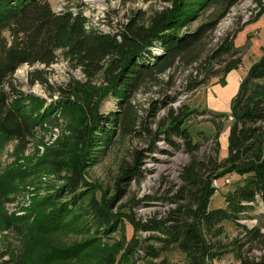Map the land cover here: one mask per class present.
Wrapping results in <instances>:
<instances>
[{
	"label": "rangeland",
	"instance_id": "rangeland-1",
	"mask_svg": "<svg viewBox=\"0 0 264 264\" xmlns=\"http://www.w3.org/2000/svg\"><path fill=\"white\" fill-rule=\"evenodd\" d=\"M48 2L53 12L66 9L79 13L88 19L91 28L109 35L114 33L115 27L124 25L134 14H143L142 24L147 27L156 11L168 8L159 0ZM246 2L247 0H238L230 8L224 7V3L219 0H213L200 10L197 18L178 31L179 35L192 34L201 25L215 21L214 27L192 52V57H196L194 61L189 56L185 57L171 70L159 74L156 81H146L135 91L131 104L134 106L133 131L122 132L119 125L106 146H93L103 150L92 165L86 167L80 162L83 145L76 139V135L86 124L83 106L53 107L54 118L49 122L37 121L23 145L15 139L3 142L4 145L0 147V264H124L121 254L126 239L132 236H163L156 229H133L128 217L148 223L150 219H162L165 211L176 206L172 198L177 185L181 184L179 170L188 163L190 154H186L185 146L177 135L170 136L166 131L170 126V112L173 115H178L180 111L187 114L183 128L189 131L193 142L200 145V149L194 154L196 158L202 159L213 148L211 139L216 131L217 157L223 158L225 155L226 134L230 123L229 100L237 90L227 101L228 106L221 112H215L222 116H212L214 113L209 109L214 108L209 103L207 93L219 89L227 97L231 87L236 82L239 85L248 67L264 55V14L250 24L251 21L240 24L230 20L238 5ZM226 25L227 30L222 39L226 34H232L241 28L233 41V47L240 52L241 65L236 71L219 74L218 67H212L206 60L221 40L217 38L215 29ZM57 54V63L48 69L41 68L40 65L34 68L21 66L11 78L16 89L40 97L49 104L58 95H47L46 88L39 82L29 84V74L35 69L41 70L48 84L55 88L76 80L83 84L88 82L81 68L74 69L63 54ZM237 74V80L232 81ZM102 78V75H98L90 79L85 92L86 98H98L99 93L96 91L105 86ZM190 79H201L202 83L197 88L186 91L184 89ZM167 97L172 100L165 99ZM159 100L163 102L158 107L150 105ZM114 104L110 95L104 97L98 105L100 113L118 110ZM73 165L79 168L82 179L80 184L75 192H67L64 188L63 191L59 190L70 174L68 169ZM134 165L138 167L137 174L133 175L134 180L130 183L123 180L125 184L121 186L125 193L120 199L116 198L118 190L115 187L122 168ZM239 179L240 177L230 173L211 182L215 193L210 197L209 208L223 207L222 195L230 188L233 180ZM73 193L77 194L75 205L70 203L71 206L58 215L59 227L52 229L43 218L51 209L47 203L49 197L54 196L53 199H60L59 202L62 203ZM111 198L113 199L109 201ZM90 200H96L118 220L114 230L104 231L102 227L90 224L89 215L86 214ZM57 203H53L54 208ZM78 206L79 209H74ZM255 210L258 213L254 218L221 222L223 232L216 238L220 242L221 253L212 260L208 259L209 264H238V256L264 255V207L258 206ZM255 227L259 228L257 239H245L244 231ZM147 242L156 247L162 244L155 238H150ZM128 264H186V255L169 246L158 257L141 258L134 263L129 261Z\"/></svg>",
	"mask_w": 264,
	"mask_h": 264
},
{
	"label": "trees",
	"instance_id": "trees-1",
	"mask_svg": "<svg viewBox=\"0 0 264 264\" xmlns=\"http://www.w3.org/2000/svg\"><path fill=\"white\" fill-rule=\"evenodd\" d=\"M212 1L159 0L170 7L156 11L147 27L142 24L143 14H134L109 35L94 29L87 30V22L79 13L66 9L53 12L48 0H0V147L10 139L23 145L37 121L49 122L54 118L53 107L83 106L86 124L82 131H77L76 139L83 145L80 162L86 167L92 165L103 150L93 146H106L119 125L122 132L133 131L134 106L131 104L135 91L146 81H156L159 74L171 70L185 57L189 56L191 61L196 59L192 57V52L214 27L215 21L201 25L192 34L179 35L178 31L197 18L200 10ZM219 1L224 3V7L231 8L238 0ZM262 14L264 6L249 24ZM240 29L226 34L207 57L206 62L218 67L219 74H226L241 65L240 57H236L240 52L233 47L234 37ZM58 52L63 54L71 67L81 68L88 80L86 84L76 80L55 88L48 84L41 70L35 69L29 74V84L39 82L46 88L47 95L52 97L55 93L58 98L47 104L40 97L16 89L11 78L21 66L34 68L40 65L48 69L57 63ZM244 74L234 97L229 100L230 123L223 158L217 157V131L211 139L213 148L210 152L207 151L202 159L196 158L194 154L200 145L193 142L189 131L183 128L187 114L180 111L178 115H173L170 112V126L166 131L170 136L177 135L185 146L186 154H190L188 163L179 170L181 184L177 185L172 198L176 206L165 211L162 219H150L148 223L128 217L133 229H156L163 236H132L126 239L121 254L124 264L137 262L141 258L158 257L169 246L186 255V264H209L208 259L212 260L221 253L220 242L216 239L223 232L221 222L254 218L258 213L255 208L264 207V55ZM98 75H102L105 86L96 91L98 98L94 96L88 99L86 88L90 79ZM201 83V79H190L184 90H193ZM108 95L115 101L118 110L102 114L98 105ZM165 99L172 100L169 97ZM162 102L159 100L158 104L154 102L150 105L158 107ZM155 112L151 113V117ZM218 115L222 116L212 114ZM137 169V165L122 168L116 182V198L120 199L125 193L121 186L125 183L122 181L130 183L134 180ZM68 172L70 174L59 190L63 191L64 188L67 192H75L82 180L79 168L73 165ZM230 173L240 179L233 180L222 195L224 206L209 208L210 197L215 193L211 182ZM53 197H49L47 203L51 209L43 217L52 229L59 227L58 215L69 208L70 203L75 205L77 194L73 193L62 203ZM54 202H58L56 208L53 207ZM86 214L92 226L102 227L104 231L114 230L117 226L118 220L96 200L89 201ZM258 231L257 227L247 228L243 237L256 240ZM150 238L161 241V246L149 244L147 241ZM238 258V264H264V255Z\"/></svg>",
	"mask_w": 264,
	"mask_h": 264
},
{
	"label": "built area",
	"instance_id": "built-area-1",
	"mask_svg": "<svg viewBox=\"0 0 264 264\" xmlns=\"http://www.w3.org/2000/svg\"><path fill=\"white\" fill-rule=\"evenodd\" d=\"M161 3V2H160ZM164 6H168L165 4H162ZM239 7L237 8L236 12L234 14H232V20L233 22H239L240 24H245L248 21H251V18H254V16L258 13L259 9L264 6V0H247V2L244 5H238ZM170 6H168L169 8ZM84 19L86 20V29H94L91 28L88 23V19H86L84 17ZM229 20V19H228ZM230 20L228 21L230 24ZM219 26H217V28L215 29L217 33L216 36L217 38H221L224 36L225 31L227 30V25L222 27V28H218ZM95 30V29H94ZM97 31V30H95ZM101 33V32H100ZM104 33V32H102ZM216 38V40H218ZM222 39V38H221ZM220 41V40H219ZM219 44V43H218ZM239 57V54L236 56Z\"/></svg>",
	"mask_w": 264,
	"mask_h": 264
},
{
	"label": "crops",
	"instance_id": "crops-1",
	"mask_svg": "<svg viewBox=\"0 0 264 264\" xmlns=\"http://www.w3.org/2000/svg\"><path fill=\"white\" fill-rule=\"evenodd\" d=\"M254 63V62H253ZM237 69H235L236 71ZM229 74V73H228ZM227 74V76H228ZM239 77V75H235V78L232 79V81L234 80V82L237 80V78ZM238 85H237V82L235 83V86L231 87L230 89V92H229V95H227V97L223 96L221 94V91H219V89L217 90H213L212 93H207L208 97H209V103H212V107L214 109H209L210 111H213V113L215 112H221L223 109H225L228 105H227V101L229 100V98L231 97V95H233L236 91ZM227 135V134H226Z\"/></svg>",
	"mask_w": 264,
	"mask_h": 264
}]
</instances>
